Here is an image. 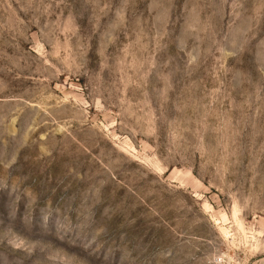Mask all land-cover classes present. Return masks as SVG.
Wrapping results in <instances>:
<instances>
[{"label": "rangeland", "instance_id": "rangeland-1", "mask_svg": "<svg viewBox=\"0 0 264 264\" xmlns=\"http://www.w3.org/2000/svg\"><path fill=\"white\" fill-rule=\"evenodd\" d=\"M0 264H264V0H0Z\"/></svg>", "mask_w": 264, "mask_h": 264}]
</instances>
